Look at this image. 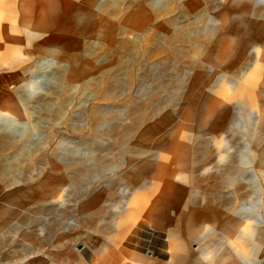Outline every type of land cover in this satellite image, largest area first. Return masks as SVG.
I'll use <instances>...</instances> for the list:
<instances>
[{"label":"rangeland","instance_id":"rangeland-1","mask_svg":"<svg viewBox=\"0 0 264 264\" xmlns=\"http://www.w3.org/2000/svg\"><path fill=\"white\" fill-rule=\"evenodd\" d=\"M246 4L263 7L264 0H212L210 4L204 0H0V100L7 93L4 96L11 99L8 104L12 110L4 115L13 120L11 124L3 123L0 115V210L9 205L12 212L6 213L8 219L7 215L3 217L7 223L0 233V241L5 237L0 264H13L17 253L23 259L44 264L45 256L40 251L48 245L41 237L48 235L54 216L69 223H61L56 229L68 235L62 250L70 254L81 250L90 256L95 247L102 250L108 245L100 236L102 232L86 228L84 221L92 216L84 212L83 202L101 180L89 182L87 189L81 190L58 186L50 180L57 170L49 154L60 141L63 155L79 158L82 165L89 163L99 148L93 142L88 112L102 102L106 104L105 116L118 113L114 125L121 128L110 131L113 123L109 122L97 140L104 141L106 150L117 148L115 142L122 128L131 126L140 113L152 116L164 107V89L160 88L163 76L149 77L143 83L142 75L184 51L170 66L173 74L182 72L187 78L188 96L181 101L183 113L174 110L173 118L166 123L149 118L148 122H156L158 127L149 136L141 130L128 131L127 144L151 152L162 146L170 185L178 186L176 191H181L189 208L199 212L192 222H180L183 242L186 240L182 236L188 232L205 233L210 224L219 223L241 205L250 216L243 227L252 228V239L249 252L240 254L233 264H264V91L259 93L255 106L241 104L236 103L239 94L229 90L225 78L210 88L192 77L212 58V52L253 37L255 21L242 11ZM210 16L216 19V26L223 28L214 41L197 35ZM259 19L255 17L256 22ZM224 68L221 65L217 71ZM118 79L125 86L111 93ZM238 84L242 93L250 90L246 82ZM152 89L158 99L149 98ZM207 92L209 98L219 95V104L232 110V116L223 124L216 123L213 113L206 115L207 102L196 98L198 93L205 96ZM129 96L132 106H140L137 112L132 106L125 107ZM176 137L182 138L180 146L173 144ZM218 143L224 144L220 154ZM169 153L175 155L169 157ZM45 154L48 158L43 164L34 163ZM29 164L32 168L26 173ZM34 190L50 201L59 200L61 207L55 212L24 197V192ZM102 206L104 210L106 206ZM21 211L30 217L22 216ZM57 233L50 232V242L58 243ZM161 239L157 231L147 243L158 247ZM234 239L240 243L243 238L235 235ZM187 245L189 254L184 264L192 262L198 248V243Z\"/></svg>","mask_w":264,"mask_h":264},{"label":"bare ground","instance_id":"bare-ground-1","mask_svg":"<svg viewBox=\"0 0 264 264\" xmlns=\"http://www.w3.org/2000/svg\"><path fill=\"white\" fill-rule=\"evenodd\" d=\"M204 1L209 4L212 3V0ZM242 11L246 13V16L251 21H255L252 27L253 37L251 39H246V41L241 42L237 46H230L229 48H227V46L226 48L222 46L216 53L212 52V58L209 60L207 59V63L205 62L200 65L197 70L195 69L196 71L195 73L193 72L194 75L192 77L195 82L201 80L209 85L210 88L225 78V82L229 84V90L239 94L236 103L255 106L258 102L259 93L264 91V55L262 56L261 54V52H264V6L257 7L252 4H246ZM255 17H259L260 19L256 22ZM214 21H216V19L210 16L206 24L197 31V35L205 36L209 40L214 41V37H216L218 31L223 30V28L216 26ZM185 53L186 51L176 53L165 63L157 65L142 75L143 83L146 82L149 77L163 76L160 82L161 87H159L161 90L162 88L164 89V107L162 110L158 111V113H152V116L140 113L139 118L135 119L132 125L130 124L131 126L122 128L121 131L123 132L121 136H118L119 138H117L115 142L118 144L117 148H108L106 150L105 144L103 143L104 141L97 140L98 133L102 128H105L109 122L113 123L112 128L109 129L110 131L115 132L118 131L117 129L121 128L119 124L114 125V122L118 119V113L116 111L112 112L108 117L105 116L103 107L106 104L103 102L95 105L88 112L91 127L93 128V142L96 143L99 148V152L91 158L89 163L82 165L79 158L70 154L63 155L60 152V141L56 142V145L52 147L49 158L53 167L57 170L51 177L49 176L52 183L58 186L67 185L72 190L79 187V190H81L87 189L89 182H94L97 179L101 180L100 184L98 183L99 185L97 184V186H94L88 192L87 198L83 202L84 212L87 211L88 214H90L89 218H91V216V219L97 218L95 220L84 219L86 222L84 223L86 224V228L102 232L100 236L108 245L102 250H98V248L95 247L90 256H85L81 250H79L78 253L71 252V254L66 249L62 250L64 245L62 244L63 239L68 235L63 236L61 235L62 233L56 229L59 228L61 223L65 224V226H68L69 223L62 222L61 219L54 216V219L52 218V227L48 235L41 237L43 244L48 245L46 249L40 251L45 256L44 264H184L189 254L187 242H191V244L198 243V248L192 255V262L190 264H233L236 257L240 254L249 252L248 247L252 239V228L245 230L243 222L250 216L246 215V212H243L241 205L237 206L230 216H225L218 221L219 223L214 222L210 224L205 233L198 234L193 233V231L188 232L182 236L184 240H186L183 242L178 230L180 222H182L183 219L192 222L199 216V212L189 208L181 191H176L178 186L173 185L172 187L170 185V178H168L164 163L167 155H161L162 146L152 148L154 150L151 152L140 150L139 148H134V146L132 147L127 144L130 139L128 131L134 130V132H137V130H141L146 132L149 136L158 127L156 126L155 128L156 122H148L149 118L156 117L158 122L166 123L173 118L174 110L175 112L177 111V114L183 113L182 109L184 105L181 101L188 96V92L186 91L187 78H184L181 74L182 72L173 74L170 70V66L176 57L182 56ZM221 65H224L225 68L222 69V72H218V67ZM208 73H211L213 76L207 77ZM228 73H232L233 76H228ZM189 79H191V77ZM242 82H246V85L250 88L245 94L242 93L240 84H238ZM124 83L123 80L118 79L113 84L110 92L112 93L113 90H121ZM253 87L255 94L252 89ZM4 95L0 100V115L4 117L2 118L3 123H10L13 120H11L10 116L4 114H6L8 110H12L8 104L11 99ZM209 96L208 92L205 96L198 93L196 98H198L200 102H207L206 115L213 113L216 123H219V125L223 124L226 118L232 116V110H229L223 104H219V95H215L212 98H209ZM149 98L151 100L155 98L158 99L155 90L152 89ZM132 101L130 97L126 101L125 107L131 108ZM139 108L140 106L138 105L132 106L134 112H137ZM77 114L81 116L82 111L77 112ZM182 116H184V114ZM136 134L134 136L135 139L137 138ZM181 139L180 137H176L173 144L180 146ZM223 145L224 144L218 143L219 154ZM172 151L174 150L172 149ZM170 155L174 156L175 154L169 153V157ZM47 158L46 154L41 155L35 159L34 163L43 164ZM31 168V164L27 165L26 173L29 172ZM226 179L230 181V177ZM14 197L15 195L10 196V198ZM24 197L33 200L38 206L45 207L55 212H57L62 205V202L59 200L50 201L37 190L24 192ZM36 205H34V207ZM102 205L106 206L104 210H102ZM8 206L0 210V233H2L7 223L3 220V217L7 215L6 213H12ZM38 206L37 208H39ZM22 211V216H26V212L22 213ZM28 215L27 217L29 218L30 216ZM53 222L55 224H53ZM130 225L132 226L131 228L129 227ZM171 225L174 227L172 230H170ZM128 228L130 229L127 230ZM157 231L159 237L162 239L161 242L159 241L158 247H152L151 244L147 243V239ZM50 232H58L55 236V240H57L58 243L55 244L49 241ZM122 234L128 235L125 237L123 235L122 237ZM235 235H240L243 238L240 243L234 239ZM4 238L5 237L0 241V248L3 245V241L5 242ZM20 244H17V248ZM140 247L151 250V254L143 253L139 249ZM96 255H99V257H94ZM17 257L18 258L12 262L13 264H36L35 260L30 261L28 259H23L22 255L19 256L18 253Z\"/></svg>","mask_w":264,"mask_h":264}]
</instances>
